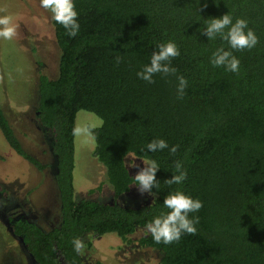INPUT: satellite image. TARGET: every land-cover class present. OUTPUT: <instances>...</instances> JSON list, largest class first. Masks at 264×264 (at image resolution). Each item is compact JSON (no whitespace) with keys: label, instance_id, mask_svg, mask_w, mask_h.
I'll return each instance as SVG.
<instances>
[{"label":"trees","instance_id":"16d2710c","mask_svg":"<svg viewBox=\"0 0 264 264\" xmlns=\"http://www.w3.org/2000/svg\"><path fill=\"white\" fill-rule=\"evenodd\" d=\"M80 25L69 37L52 19L60 50L58 76L40 75L37 122L51 135L62 220L48 231L26 217H10L11 232L35 264H83L73 239L88 232L114 233L127 241L137 227L167 212L173 191L203 207L195 235L156 243L147 231L137 243L161 252L159 264H264V0H73ZM229 14L248 22L258 37L252 49L233 50L217 36L203 34L211 18ZM247 31V29L245 30ZM172 41L180 55L175 75L137 77L161 42ZM233 52L239 72L211 63L217 48ZM122 60L116 63L115 57ZM177 76L188 81L177 98ZM97 115L94 156L106 169L113 202L74 199L76 113ZM0 130L9 146L33 164L0 107ZM153 139L169 149L149 152ZM128 153L155 160L158 191L152 203L128 207L115 202L135 183L125 165ZM187 172L168 185L175 162Z\"/></svg>","mask_w":264,"mask_h":264},{"label":"rangeland","instance_id":"374dc122","mask_svg":"<svg viewBox=\"0 0 264 264\" xmlns=\"http://www.w3.org/2000/svg\"><path fill=\"white\" fill-rule=\"evenodd\" d=\"M0 15H10L17 25L12 40L0 38V107L22 148L37 164L12 149L0 130V264H35L20 239L11 232L10 217H26L48 231L62 220L56 182V156L51 135L37 122L38 80L45 75L58 76L60 50L54 36L52 15L39 0H0ZM101 119L88 111L76 113L75 126L96 129ZM74 199L113 202V190L107 182L106 169L94 156V139L75 137ZM143 158L128 153L124 159L134 177ZM155 197L141 194L133 183L115 202L139 207ZM146 227H137L122 241L114 233L88 232L80 239L85 244L83 264H159L161 252L143 247L137 240ZM60 263L66 264L57 254Z\"/></svg>","mask_w":264,"mask_h":264},{"label":"clouds","instance_id":"9594fccd","mask_svg":"<svg viewBox=\"0 0 264 264\" xmlns=\"http://www.w3.org/2000/svg\"><path fill=\"white\" fill-rule=\"evenodd\" d=\"M40 6L48 10L52 19L60 24L67 32L69 37H75L78 34L80 25L77 22L78 13L75 9L73 0H39ZM6 9L0 8V13ZM17 25L12 21L10 15H0V38L12 40L17 35ZM247 29V31H245ZM203 34L208 39H215L219 36L225 40L230 49L244 50L252 49L258 43V37L254 31L248 28V22L244 19H233L229 14H224L220 18H211ZM180 52L177 45L172 41L161 42L157 45V50L153 51L150 57V63L145 64L140 71L137 72V77L148 83H154V75L162 74L163 76L175 75L177 69L171 66V60L178 57ZM116 63L119 64L122 60L121 56L115 57ZM211 63L216 67H224L231 72H239L240 61L233 55L232 51L225 50L223 47L217 48L212 54ZM177 98H183L185 89L188 86V81L184 76H177ZM72 134L74 137H86L94 139L93 129L89 125H77L73 127ZM146 148L149 152H156L164 149H169L170 153L177 151V146L173 145L169 148L168 143L163 139H153L147 143ZM143 167H138L139 170L133 177L138 191L141 194L148 193L155 197L156 193L153 188L158 191L159 182L156 180V171L159 165L155 160H142ZM175 172L171 179L165 182L168 185L181 184L187 178V172L183 169L181 162L176 161ZM163 205L167 212H162L159 216L147 223L146 231L151 234L156 243L171 244L178 242L183 234L195 235V224L199 222L198 216L189 218L190 213L198 212L203 204L198 199L184 194L182 191L170 192L164 197ZM74 250L83 254L85 244L79 238L73 239Z\"/></svg>","mask_w":264,"mask_h":264}]
</instances>
